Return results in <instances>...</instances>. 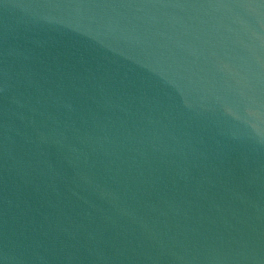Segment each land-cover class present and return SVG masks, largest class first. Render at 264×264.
<instances>
[{
  "label": "water",
  "instance_id": "obj_1",
  "mask_svg": "<svg viewBox=\"0 0 264 264\" xmlns=\"http://www.w3.org/2000/svg\"><path fill=\"white\" fill-rule=\"evenodd\" d=\"M0 264H264V0H0Z\"/></svg>",
  "mask_w": 264,
  "mask_h": 264
}]
</instances>
